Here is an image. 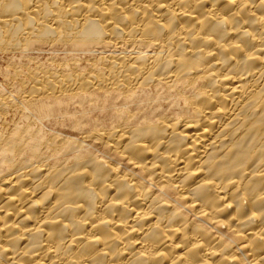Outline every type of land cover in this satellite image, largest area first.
Returning a JSON list of instances; mask_svg holds the SVG:
<instances>
[{"label":"bare ground","instance_id":"obj_1","mask_svg":"<svg viewBox=\"0 0 264 264\" xmlns=\"http://www.w3.org/2000/svg\"><path fill=\"white\" fill-rule=\"evenodd\" d=\"M0 50L51 54L0 91V264H264V0H0Z\"/></svg>","mask_w":264,"mask_h":264},{"label":"rangeland","instance_id":"obj_2","mask_svg":"<svg viewBox=\"0 0 264 264\" xmlns=\"http://www.w3.org/2000/svg\"><path fill=\"white\" fill-rule=\"evenodd\" d=\"M46 52L30 50L28 53L21 54L18 51L0 50V91L8 92L12 90L15 81L12 75L16 70H22L21 77H23L24 72L28 71L27 69H30V67L33 69L35 66H47L51 54ZM61 55L63 54L59 53V56Z\"/></svg>","mask_w":264,"mask_h":264}]
</instances>
